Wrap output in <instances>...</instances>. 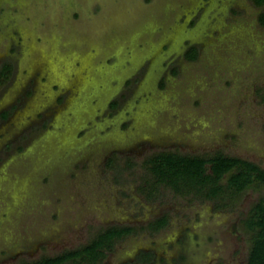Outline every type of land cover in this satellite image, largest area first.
Wrapping results in <instances>:
<instances>
[{
    "label": "rangeland",
    "instance_id": "obj_1",
    "mask_svg": "<svg viewBox=\"0 0 264 264\" xmlns=\"http://www.w3.org/2000/svg\"><path fill=\"white\" fill-rule=\"evenodd\" d=\"M263 10L252 0H0V69L12 63L0 83V264L163 213L165 227L128 234L103 263L246 264L244 220L264 183L217 199L151 191L145 159L221 151L264 167ZM143 250L154 260L138 261Z\"/></svg>",
    "mask_w": 264,
    "mask_h": 264
},
{
    "label": "trees",
    "instance_id": "obj_2",
    "mask_svg": "<svg viewBox=\"0 0 264 264\" xmlns=\"http://www.w3.org/2000/svg\"><path fill=\"white\" fill-rule=\"evenodd\" d=\"M258 6H264V0H252ZM264 24V10L260 14ZM198 56L197 46L188 49L187 57ZM12 63L5 62L0 69V83L11 74ZM116 105V101L113 102ZM146 165L151 169L154 180L151 191L159 184H166L179 192H192L202 199L226 198L241 193L252 181L264 183V167L260 164L235 155H227L218 151L212 155L180 153L162 150L148 156ZM210 167V170L208 168ZM229 172L227 182L221 181ZM228 204L227 201L221 203ZM168 213H163L146 224H112L101 229L88 242L66 249L56 255H44L40 258L27 260L23 264H106L103 259L112 250L118 240L141 229L156 232L169 223ZM245 224L252 232V244L246 264H264V195L260 196L251 207ZM153 251H142L139 259L149 262L153 259ZM120 264H132L130 262Z\"/></svg>",
    "mask_w": 264,
    "mask_h": 264
},
{
    "label": "flooded vegetation",
    "instance_id": "obj_3",
    "mask_svg": "<svg viewBox=\"0 0 264 264\" xmlns=\"http://www.w3.org/2000/svg\"><path fill=\"white\" fill-rule=\"evenodd\" d=\"M143 251H151V250H143ZM152 251H153V250H152ZM153 252H154V251H153ZM140 254H141V253H140ZM140 254H139V256H140ZM139 256H138V259H137V260L140 261V262H143L142 260L139 259ZM155 256H156V255H155V252H154V256H153V259H152L151 261L154 260ZM137 260H136V261H137ZM151 261H149V262H151ZM123 263H125V262H123ZM130 263L135 264L134 261H133V262H130ZM147 263H148V262H147Z\"/></svg>",
    "mask_w": 264,
    "mask_h": 264
}]
</instances>
